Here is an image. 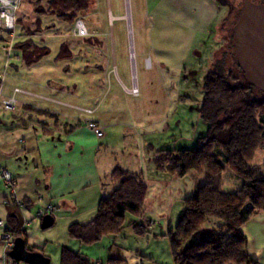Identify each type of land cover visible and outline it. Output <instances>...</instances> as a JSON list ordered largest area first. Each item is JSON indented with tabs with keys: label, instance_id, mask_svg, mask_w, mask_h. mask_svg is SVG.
<instances>
[{
	"label": "rangeland",
	"instance_id": "obj_1",
	"mask_svg": "<svg viewBox=\"0 0 264 264\" xmlns=\"http://www.w3.org/2000/svg\"><path fill=\"white\" fill-rule=\"evenodd\" d=\"M156 1L92 0L89 10L78 15L77 20H81L87 29L85 37H96L101 42L99 48H93L85 46V37L75 34L74 25L40 15L42 8L39 7H45L46 0H23L16 14L14 37L0 42V72L2 82L5 81V92L11 94L18 89L22 93L16 96L15 107L20 106V100L35 105L36 100L23 93L47 91L45 88L58 90L62 99L78 105L79 110L72 112L82 125L87 119L103 118L102 125L96 123L103 133L100 144L106 151L105 157H112L128 171H142L144 181L149 182L151 190L146 197L149 209H143L140 218L126 216L122 231L115 237V248L109 251L123 260L121 264H172L166 233L174 228L182 215L184 206L181 200L192 195L197 178L193 171L183 178H170L156 172L151 160L157 150L195 148L206 132V126L198 116V104L203 95L202 80L199 81V75L187 81L182 77L183 69L194 65L200 36L197 40L195 37L190 39L186 32H182V25L152 17L150 10ZM245 1L216 0L222 16L213 29L217 38L220 34L225 48L229 44L230 25ZM247 1L264 5V0ZM27 39L50 50L48 56L29 70L21 66L15 48V44ZM61 44L68 46L72 59L55 60ZM201 54L207 58L209 53L204 50ZM6 59L8 62L4 66ZM133 77L138 89L136 96L130 93ZM242 78L238 84L246 83ZM73 85L75 89H72ZM67 92L69 96L65 97ZM92 95L96 101H92ZM40 106L48 108L47 105ZM87 109L91 110V115L80 112ZM66 110L61 111L68 112ZM11 114L15 112L6 114L0 109L4 121H12ZM59 120L61 124L65 122L62 115ZM252 164L260 168L264 176V151L255 153ZM156 177L167 178L155 185ZM242 184L240 177L229 169L225 170L223 191L233 192ZM131 221L145 227L147 233L136 235L129 226ZM147 222L155 225L147 228ZM215 223L203 227L193 240H198ZM253 232L254 239L248 240L250 252L256 255L253 259L264 264V226L254 227ZM113 242L105 237L97 244L105 250L106 245ZM101 262L110 264L107 258Z\"/></svg>",
	"mask_w": 264,
	"mask_h": 264
},
{
	"label": "trees",
	"instance_id": "obj_2",
	"mask_svg": "<svg viewBox=\"0 0 264 264\" xmlns=\"http://www.w3.org/2000/svg\"><path fill=\"white\" fill-rule=\"evenodd\" d=\"M91 2L46 0L45 7H39L40 15L74 25L78 15L89 10ZM241 6L230 25L227 48L215 55L212 71L202 80L198 116L206 126L205 135L193 149L157 150L151 160L156 172L169 177L183 178L193 171L204 178L195 195L182 201L184 211L174 228L166 233L173 264H257L248 253V240L241 229L250 214H264V176L252 164L255 153L264 151V94L248 83L238 84L243 73L233 61L232 28L241 14ZM83 43L92 46L99 40L85 37ZM16 48L25 66L50 54L48 48L36 46L30 40L17 44ZM70 54L68 46L62 44L55 60H67ZM226 169L243 180L242 186L233 192L222 190ZM106 178L117 185L99 201L95 216L85 224H72L68 228L69 238L83 246L119 234L127 215L134 218L143 215L147 191L143 173L116 165ZM212 223L213 227L193 240L196 233ZM130 226L138 236L147 233L140 224L133 222ZM6 227L14 240L20 238L15 215L8 217ZM26 250L35 252L28 247ZM59 264L92 263L61 246Z\"/></svg>",
	"mask_w": 264,
	"mask_h": 264
},
{
	"label": "crops",
	"instance_id": "obj_3",
	"mask_svg": "<svg viewBox=\"0 0 264 264\" xmlns=\"http://www.w3.org/2000/svg\"><path fill=\"white\" fill-rule=\"evenodd\" d=\"M150 14L162 21L166 20L174 25L177 23L182 25L177 26H180L182 32H186L185 34L189 35L190 39L195 37L194 39L197 40L200 36L201 41L197 45V50L200 52L195 54L194 65L183 69L182 77L187 81L193 80L199 75V81L203 80L205 74L212 71L215 55L225 49L222 38L220 40V34L217 38V33L213 29L222 16L216 0H158L151 8ZM100 43L99 41L90 47L99 48ZM204 50L205 53H209V58L208 55L207 58L202 57L201 51ZM16 51L19 54L21 66L28 70L42 60L31 66H25L18 49ZM70 55L67 60L72 59V54ZM7 59L4 66L7 65ZM15 70L18 71V69ZM36 72L38 71L36 70ZM1 74L0 72V100L14 98L17 103L16 96L21 91L17 89L19 92L16 94L13 93L14 91L11 94L6 93L5 81L2 82ZM71 87L75 89V85ZM45 89L47 91L32 90L23 93L30 99L36 100L35 105L31 106L29 102L20 100V106L10 112H15V114H11L12 121H4L3 115L0 116V170H6L15 180L13 196L22 205L19 207L5 203L11 193L0 180V221H4L6 225L8 217L15 215L19 228L28 223V229L23 237L25 247L41 253L49 259V264H59L61 246L85 257L92 264H104L101 262L104 258H107V262L110 264H121L123 260L116 258L119 256L109 253L115 248L116 236L107 237L108 240L113 239L114 242L107 244L105 250L98 247V244L83 246L68 236L69 226L89 222L96 214L99 201L107 197L117 185L116 181L106 177L119 164L112 157H105L106 151H103L100 138H97L94 132L88 128L90 123L98 125L96 122H99L102 125L103 118L87 119L85 120L86 124L82 125L80 119L75 115L76 113H73L79 110L78 105L73 101L62 99L61 92L56 89ZM66 95L69 96L68 92L65 97ZM91 99L96 101V97L93 95ZM40 104L47 105L48 108L40 106ZM63 109H67L66 111L70 113L62 112ZM58 111L62 113L58 114ZM80 112L87 115L92 114L89 109ZM61 115L65 121L62 124L59 122ZM100 154L101 157H98ZM195 176L197 182L190 197L195 195L204 182L202 176L197 173ZM166 178L158 179L156 177L153 183H162L160 181H164ZM148 183H146L147 191L143 206L145 211L148 208L146 197L151 190ZM47 205L56 207L57 212L51 216L53 225L47 230H41L42 219L36 217V211ZM131 223L133 222L131 221ZM259 226H264V214L252 213L241 230L247 240L249 238L253 240L254 227ZM251 250L248 244L249 255L256 258V255L251 254ZM11 260L6 252L5 244L0 239V264H11ZM256 262L260 264L258 259Z\"/></svg>",
	"mask_w": 264,
	"mask_h": 264
},
{
	"label": "water",
	"instance_id": "obj_4",
	"mask_svg": "<svg viewBox=\"0 0 264 264\" xmlns=\"http://www.w3.org/2000/svg\"><path fill=\"white\" fill-rule=\"evenodd\" d=\"M234 63L240 68L249 85L264 94V5L245 1L241 14L232 28ZM53 225V218H42L40 228L47 230ZM9 257L23 264H49L48 258L39 252L26 250L21 238L14 240Z\"/></svg>",
	"mask_w": 264,
	"mask_h": 264
},
{
	"label": "built area",
	"instance_id": "obj_5",
	"mask_svg": "<svg viewBox=\"0 0 264 264\" xmlns=\"http://www.w3.org/2000/svg\"><path fill=\"white\" fill-rule=\"evenodd\" d=\"M23 0H11V6H0V14H7L9 17H13L14 20L11 21L12 26L8 27V21L3 18H0V42H5L9 39L14 37L15 31V21H16V14L22 5ZM75 34L79 37H85L88 35L87 29L84 23L81 20H76L75 24ZM133 57V56H131ZM17 89L14 90V94L18 93ZM132 95H138V89L133 77V86L130 90ZM16 101L14 98H7L0 100V107L4 112H12L15 109ZM90 113V111H87ZM88 128L94 132L97 138H101L103 136L102 131L100 130L99 126L95 123H90ZM0 180L4 183V187L11 193V195L5 200L6 204H14L16 206L21 207L20 201L14 198L13 190L15 187V180L6 170H0ZM57 212V208L52 205H47L41 208H38L36 211V217L38 219H42L45 216H52ZM146 227H153L155 224L152 222L145 223ZM28 229V223L24 224L17 230L18 236L23 239L25 236L26 230ZM0 239L5 244L6 252L8 253L11 248L13 247L14 238L10 231L7 229L4 221H0ZM11 264H20L14 260H11Z\"/></svg>",
	"mask_w": 264,
	"mask_h": 264
},
{
	"label": "clouds",
	"instance_id": "obj_6",
	"mask_svg": "<svg viewBox=\"0 0 264 264\" xmlns=\"http://www.w3.org/2000/svg\"><path fill=\"white\" fill-rule=\"evenodd\" d=\"M0 6H11V0H0ZM0 18H3L8 21V27L12 26L11 21L14 20L13 17H9L7 14H0Z\"/></svg>",
	"mask_w": 264,
	"mask_h": 264
}]
</instances>
